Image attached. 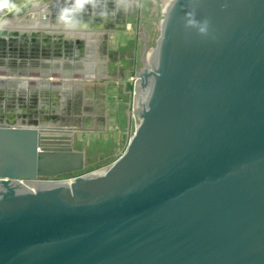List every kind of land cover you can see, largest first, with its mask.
<instances>
[{
    "label": "water",
    "instance_id": "water-1",
    "mask_svg": "<svg viewBox=\"0 0 264 264\" xmlns=\"http://www.w3.org/2000/svg\"><path fill=\"white\" fill-rule=\"evenodd\" d=\"M138 37L140 122L105 170L57 178L93 115L0 122V264H264V0H141Z\"/></svg>",
    "mask_w": 264,
    "mask_h": 264
},
{
    "label": "rangeland",
    "instance_id": "rangeland-1",
    "mask_svg": "<svg viewBox=\"0 0 264 264\" xmlns=\"http://www.w3.org/2000/svg\"><path fill=\"white\" fill-rule=\"evenodd\" d=\"M156 1L159 7L163 3V0ZM15 3L20 8L19 12L5 10L7 14L2 13L0 16L16 14L22 18L24 14L30 16L31 12L45 8L37 4L30 5V0H15ZM140 5L141 0L139 6L136 0H131L127 8L118 5V15L111 24L100 17L89 18V10L79 26L84 29H81V34L86 35L79 42L80 70L83 74L77 73L74 78H68V82H57L62 90L55 99L49 101V112L43 110L32 117L0 116V122L64 127L79 126L84 114L94 116L93 126L102 128V131L76 132L74 135V148L83 150L85 154L84 169L60 175L57 177L59 179H70L96 169L105 170L123 154L140 122L138 114L134 116L133 113L135 82L139 79L135 74L140 69H146L140 60L141 49L144 47V40L138 37ZM52 11L50 6L47 12ZM6 21V28L14 23L13 20ZM46 22L54 25L56 20H44L42 23ZM18 23L24 24L25 21L20 19ZM92 29L98 30L91 32ZM12 43L13 40H10L9 45L12 46ZM65 83L63 88L62 84Z\"/></svg>",
    "mask_w": 264,
    "mask_h": 264
},
{
    "label": "crops",
    "instance_id": "crops-1",
    "mask_svg": "<svg viewBox=\"0 0 264 264\" xmlns=\"http://www.w3.org/2000/svg\"><path fill=\"white\" fill-rule=\"evenodd\" d=\"M30 3L45 8L31 12L30 16L24 14L22 18L16 14L0 16V20L14 22L11 27H4L0 34V78L4 76L0 81V116L4 117H32L43 110L49 112V101L62 90L57 84L63 83L62 73L64 79L74 78V71L81 66L79 42L86 36L81 34L84 29L67 30L57 20L58 11L65 6L66 0H30ZM102 3H112L118 8L116 0H102ZM50 6L52 13L47 12ZM20 19L25 23L19 24ZM114 19L107 20L111 24ZM36 20H56V23L48 25L47 22H34ZM10 40H13L12 46Z\"/></svg>",
    "mask_w": 264,
    "mask_h": 264
},
{
    "label": "clouds",
    "instance_id": "clouds-1",
    "mask_svg": "<svg viewBox=\"0 0 264 264\" xmlns=\"http://www.w3.org/2000/svg\"><path fill=\"white\" fill-rule=\"evenodd\" d=\"M102 0H66L65 6L61 7L58 11L57 20L61 23L65 29L74 30L83 23V17L89 10H96L101 6ZM116 4L120 7L127 8L131 4V0H116ZM137 6L140 4V0H136ZM5 10L11 12H19L20 8L15 3V0H0V14ZM99 15L104 18L107 16L106 5L99 12ZM187 22L186 27L195 28L202 36H208L211 27L210 21L204 19L198 21L195 19V12L186 13ZM6 20H0V31H3L6 26Z\"/></svg>",
    "mask_w": 264,
    "mask_h": 264
},
{
    "label": "flooded vegetation",
    "instance_id": "flooded-vegetation-1",
    "mask_svg": "<svg viewBox=\"0 0 264 264\" xmlns=\"http://www.w3.org/2000/svg\"><path fill=\"white\" fill-rule=\"evenodd\" d=\"M104 5H106V10H107V16L104 17V22H108L109 20H107L108 18H116L118 15V11L117 8H114V4L112 3H108V4H103L101 3V6L99 8H97L96 10H91V12L88 13L89 18L92 16L94 17H100L99 12L101 11V9H103ZM1 34V33H0ZM80 122H81V118H80Z\"/></svg>",
    "mask_w": 264,
    "mask_h": 264
},
{
    "label": "bare ground",
    "instance_id": "bare-ground-1",
    "mask_svg": "<svg viewBox=\"0 0 264 264\" xmlns=\"http://www.w3.org/2000/svg\"><path fill=\"white\" fill-rule=\"evenodd\" d=\"M55 69H56V67H54ZM55 69H54V71H55ZM57 70V69H56ZM48 71V70H47ZM58 71H59V69H58ZM88 71V70H87ZM8 72V71H7ZM60 72V71H59ZM58 72V73H59ZM63 72V71H62ZM71 72V71H70ZM76 74L78 73V74H83V71L82 70H77V71H74ZM74 72H72V73H74ZM89 72V71H88ZM93 72V71H92ZM55 73V72H54ZM97 73V72H96ZM56 74V73H55ZM59 74H61V73H59ZM65 74H67V73H65ZM71 74V73H70ZM86 74V73H85ZM101 74V73H100ZM74 75V74H73ZM2 76V75H1ZM60 76V75H59ZM65 75H63V73H62V76H61V78H62V80L65 82V81H67V79H64L63 77H64ZM1 80L0 81H2V79H4V76H2L1 78H0ZM68 82V81H67ZM63 85V88H64V86L66 85V83L65 84H62ZM69 88V87H68ZM30 189H32L31 187H29Z\"/></svg>",
    "mask_w": 264,
    "mask_h": 264
}]
</instances>
